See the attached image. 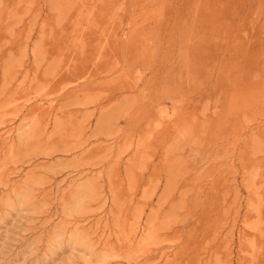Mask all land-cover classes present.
<instances>
[{
	"label": "rangeland",
	"instance_id": "obj_1",
	"mask_svg": "<svg viewBox=\"0 0 264 264\" xmlns=\"http://www.w3.org/2000/svg\"><path fill=\"white\" fill-rule=\"evenodd\" d=\"M257 1L0 0V264H264Z\"/></svg>",
	"mask_w": 264,
	"mask_h": 264
},
{
	"label": "bare ground",
	"instance_id": "obj_2",
	"mask_svg": "<svg viewBox=\"0 0 264 264\" xmlns=\"http://www.w3.org/2000/svg\"><path fill=\"white\" fill-rule=\"evenodd\" d=\"M258 1H259V0H258ZM258 1H257V2H258ZM259 2H261V1H259ZM260 5H261V4H260ZM260 7H261V6H260ZM261 9H262V8H261ZM261 9H260V10H261ZM260 10H259V11H260ZM246 12H247V11H246ZM256 13H258V12L256 11ZM183 24H185L184 21H183ZM185 29H186V27H185ZM182 31H183V30H182ZM107 33H108V32H107ZM107 33H106V34H107ZM190 36H191V35H190ZM186 37H187V36H186ZM186 37H185V38H186ZM112 38H113V37H112ZM156 38H157V37H156ZM178 39H179V38H178ZM114 40H115V39H114ZM188 41H189V40H188ZM104 42H105V41H104ZM180 43H181V42H180ZM150 44H151V43H150ZM152 44H153V42H152ZM152 44H151V45H152ZM157 45H158V44H157ZM154 46H156V45H154ZM236 47H237V46H236ZM178 50H179V49H178ZM153 51H154V49H153ZM153 51H152V52H153ZM178 52H179V51H178ZM180 53H181V52H180ZM175 64H176V63H175ZM173 66H174V65H173ZM112 69H113V68H112ZM107 70H108V69H107ZM109 70H110V69H109ZM167 73H168V72H167ZM226 74L228 75L229 73H226ZM233 77H234V76H233ZM233 79H234V78H233ZM179 82H180V81H179ZM66 84H67V83H66ZM68 84H69V83H68ZM231 84H232V83H231ZM69 85H71V84H69ZM63 86H64V85H63ZM63 86H62V87H63ZM127 86H129V85H127ZM66 87H67V86H65V88H66ZM120 87H121V86H118V88H120ZM60 88H61V87H60ZM65 88H64V89H65ZM228 88H229V87H228ZM61 89H63V88H61ZM226 95H227V93H226ZM226 95H224V96H226ZM224 98H225V97H224ZM236 98H237V97H236ZM32 100H33V99H32ZM225 100H226V99H225ZM27 101H28V100H27ZM218 101H219V100H218ZM232 101L234 102V98H233ZM23 102H24V101H23ZM225 102H226V101H225ZM26 103H27V102H25V104H26ZM53 103H54V102H52V104H53ZM227 104H228V103H227ZM230 104H232V103L230 102ZM225 105H226V104H225ZM49 106H50V105H49ZM227 106H228V105H227ZM22 108H23V107H22ZM22 108H21V109H22ZM17 110H18V109H17ZM59 110H60V109H59ZM228 110H229V109H228ZM20 111H21V110H20ZM57 111H58V110H57ZM57 111H56V112H57ZM60 111H61V110H60ZM223 112H224V111H222V113H223ZM226 112H227V111H226ZM19 113H20V112H19ZM34 115H35V114H34ZM220 115H221V114H220ZM16 116H17V115H16ZM31 116H32V115H31ZM161 116H162V115H161ZM222 116H224V115H222ZM34 117H35V116H34ZM13 118H15V117H13ZM16 118H17V117H16ZM29 118H30V117H29ZM220 118H221V116H220ZM222 118H223V117H222ZM222 118H221V119H222ZM226 118H227V117H226ZM23 119L26 120V118H23ZM27 119H28V118H27ZM3 120H4V119H3ZM25 120H24V121H25ZM28 120H29V119H28ZM224 120H225V117H224ZM221 121H222V120H221ZM225 121H226V120H225ZM3 123H4V122H3ZM3 123H2V124H3ZM11 123H12V122H10V123L8 122L7 124H11ZM223 123H224V122H223ZM225 125H226V124H225ZM4 126H5V125H4ZM21 126H22V125H21ZM26 126H27V125H26ZM18 128H20V127H18ZM24 128H25V127H24ZM218 128H221V127H219V125H218ZM223 129H224V128H223ZM3 131H4V130H3ZM16 131H17V130H16ZM10 132H11V131H10ZM1 133H2V132H1ZM8 136H9V135H8ZM7 139H8V138H7ZM2 140H3V139H1V141H2ZM7 142H8V140H7ZM4 143H5V141H4ZM12 144H13V142H12ZM231 171H232V170H231ZM226 180H227V179H226ZM232 180H233V179H232ZM224 181H225V180H224ZM230 181H231V180H230ZM232 182H233V181H232ZM70 183H71V182H70ZM229 183H230V182H229ZM229 183H227V184H229ZM223 184H224V183H223ZM5 185H6V184H5ZM11 186H12V183H11ZM11 186H10V187H11ZM50 186H51V185H50ZM74 186H75V185H74ZM75 187H76V186H75ZM5 188H6V187H5ZM11 188H13V187H11ZM11 188H10V189H11ZM55 188H56V186H55ZM51 189H52V188H51ZM224 192H225V191H224ZM234 192L236 193L235 190H234ZM237 193H238V192H237ZM3 194H4V193H3ZM45 195H46V194H45ZM46 196H47V195H46ZM223 197H224V196H223ZM225 197H226V196H225ZM233 197H234V195H233ZM234 199H235V198H234ZM234 199H233V200H234ZM235 200H236V199H235ZM62 201H63V200H62ZM59 211H60V210H59ZM59 211H58V212H59ZM61 211H62V210H61ZM250 211H251V210H250ZM55 212H56V211H55ZM53 213H54V212H53ZM62 214H63V213H62ZM225 214H226V213H225ZM225 214H224V215H225ZM233 214H234V213H233ZM55 216H56V215H55ZM243 221H245V220L243 219ZM249 222H250V221H249ZM244 223H245V222H244ZM247 223H248V222H247ZM247 223H246V224H247ZM223 224H224V223H223ZM242 224H243V223H242ZM136 227H137V226H136ZM245 228H247V227H245ZM243 229H244V228H243ZM135 230H136V228H135ZM136 231H137V230H136ZM140 231H141V230H140ZM103 233H104V232H103ZM147 233H148V231H147ZM145 235H146V234H145ZM147 235H148V234H147ZM139 236H140V235H139ZM142 236H143V235H142ZM133 237H134V236H133ZM144 237H145V236H144ZM223 237H224V236H223ZM145 238H146V237H145ZM229 239H231V238H229ZM227 241H228V240H227ZM227 241H226V242H227ZM101 245H102V244H101ZM104 247H105V246H104ZM93 251H94V250H93ZM102 251H103V250H102ZM93 254H94V253H93ZM165 261H166V260H165ZM206 261H207V260H206ZM167 264H168V263H167Z\"/></svg>",
	"mask_w": 264,
	"mask_h": 264
}]
</instances>
